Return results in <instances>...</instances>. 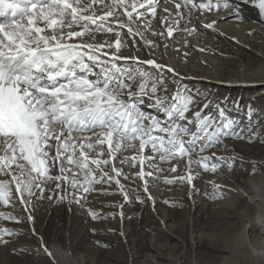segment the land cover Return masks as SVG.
I'll list each match as a JSON object with an SVG mask.
<instances>
[{
	"label": "snow or ice",
	"instance_id": "1",
	"mask_svg": "<svg viewBox=\"0 0 264 264\" xmlns=\"http://www.w3.org/2000/svg\"><path fill=\"white\" fill-rule=\"evenodd\" d=\"M164 2L175 8V13L165 8L168 15L161 18L162 25L168 26L159 35L166 32L169 39L181 30L182 22H190L195 12L203 15L232 8L234 19L243 21L239 8L233 7L230 0ZM160 3L161 0H0V17L4 18L0 20L3 205H15L14 191L27 211L29 198L37 192L43 197L44 186L52 181L56 188H61L63 181L72 194L92 193L99 191L95 185L115 184L118 194L127 201L128 193L120 177H130L117 163L132 168L139 164V171L131 179L143 181L147 192L145 178L153 173L145 172L146 163L151 161L158 167L187 158L188 174L164 182L192 184L193 165L212 173L221 166L210 164L211 157L201 153L220 145L224 138L243 139L235 131V122L225 118L223 109L218 108V118L202 111L190 118L187 113L196 103L195 96L182 90L171 98L158 95L167 91L159 73L167 69L178 76L175 69L154 59L140 61L136 56L120 55L128 47L121 31L124 29L133 47L137 46L135 37L153 47L140 29L150 25V21L143 23L145 12L155 19ZM253 6L264 18V0ZM216 23L214 20L206 27L214 30ZM183 30L189 35L195 31ZM97 35H114L115 40L91 42ZM141 64L156 69V73L139 67ZM249 142H253L252 138ZM126 152L134 154L125 155ZM193 154L199 158L192 160ZM231 167L229 164V171ZM53 169H58L59 175H53ZM169 170L175 173L177 167L173 165ZM83 199L86 197L78 196L75 202ZM91 215L97 218L96 213ZM0 219L21 222L3 212ZM15 234L0 229V242L6 243L5 235Z\"/></svg>",
	"mask_w": 264,
	"mask_h": 264
},
{
	"label": "rangeland",
	"instance_id": "2",
	"mask_svg": "<svg viewBox=\"0 0 264 264\" xmlns=\"http://www.w3.org/2000/svg\"><path fill=\"white\" fill-rule=\"evenodd\" d=\"M244 1L241 0V6L260 17L248 20L249 24H255L264 33V18L253 6L258 0L246 2L251 3L249 7ZM162 3L157 7L161 8ZM167 4L171 12H175L174 5ZM147 20L146 17L143 19ZM182 24L184 28L185 22ZM181 35L186 40L190 38L188 33ZM257 36L264 37L262 33ZM154 38L147 31L146 40ZM230 46L227 44L224 50L237 51ZM222 49L221 46L215 51L221 52ZM255 50L249 47L246 59L252 58ZM126 51L122 49L120 53ZM213 56L220 66L209 69V73L183 76L177 70L179 75L174 79L160 73L167 91L158 92V95L171 98L178 86L195 96L196 103L187 113L190 118L199 111L215 114L218 118V108L223 109L225 118L235 122V131L243 139L224 138L220 145L201 153L211 157L210 164L219 163L221 166L212 173L193 165L192 185L179 181L174 184L164 182L188 174L185 158L184 162L173 160L158 167L151 161L146 163L145 172L158 175L147 192L141 188V181L131 179L133 174L129 173L139 171L138 164L135 168L126 165L123 171L130 179L122 176L120 180L128 193L127 201L114 191L115 184L110 187L95 185L99 191L92 193H71L69 202L74 218L68 242L71 260L82 264H264V259L255 253L264 250V231L255 222L256 217H264V206L250 203L241 195L248 184L257 186L264 195V143H261L264 141V68L251 65L250 69L240 71L236 66L247 63L245 59L243 62L233 57ZM238 82L244 86H238ZM205 104L209 106L205 107ZM147 154L148 150L145 151ZM191 158L196 160L199 157L193 154ZM229 164L232 165L230 171ZM173 165L177 167L175 173L169 170ZM57 173V169H53L52 174ZM60 183L62 187L56 188V182L52 181L44 186L43 197L37 192L36 196L29 198L25 222L3 220L9 227L18 225L23 230L11 231L16 234L4 236L6 243L0 242V264H52L49 258L38 257L37 248L57 246L61 250L67 249L63 234L69 215L65 198L68 187L63 181ZM101 191L114 194L103 195ZM78 196L86 199L76 203ZM0 206L3 210L10 209L2 202ZM91 213H96L97 218L94 219ZM29 216H33L31 220Z\"/></svg>",
	"mask_w": 264,
	"mask_h": 264
},
{
	"label": "bare ground",
	"instance_id": "3",
	"mask_svg": "<svg viewBox=\"0 0 264 264\" xmlns=\"http://www.w3.org/2000/svg\"><path fill=\"white\" fill-rule=\"evenodd\" d=\"M230 2L233 5V7L239 8V10L243 16V20H245L247 22L236 21L233 17V16H235V13H234L232 8H230V9L221 8L219 11L205 12V13H203V15H201L200 12H195L190 17V22H187V23L185 22L184 28H182L183 22L181 23V25H180L181 30L174 32V36L171 39H169L167 37L166 32H165L164 36L159 35V33L164 31V29L168 26V25H162V22H161V18L168 15V13L165 12V8H167V9H169V11H171V8L168 6V4L166 2H164V3L161 2L162 6H161V8L157 7V13H156L155 19H152V17L149 16L147 14V12H145V17L148 18V20L143 21V23L148 24V22L150 21V25L147 29H145L144 27H141V29H140L141 32L143 33L145 39L147 37V31L150 33H153V32L157 33V35H154L155 38L151 41L153 47H151V48L147 47L143 43V41L140 40L139 37H135L137 46L133 47L132 46V38H129L126 36V29H124L121 31H122V35L125 38L126 43L128 44V47L123 48V50H127V51L120 53V55L126 56V57L136 56L139 58L140 61H147V60H153L154 59L160 65H167V66L175 69L176 72H177V70L180 71L183 76H188L189 73L202 75L205 73H209L208 72L209 69L211 71L212 70L211 68L215 69L216 68L215 66H220L219 61H217L214 58V56H213L214 54L218 57H221V58L222 57H225V58L233 57V58H235V60L241 59V60H243V62L245 59V61L247 63H245V64L242 63L243 65L241 64L239 66H236V67H238V69L240 71L250 69L249 66H251V65L252 66L258 65L259 69H263L264 68V37L261 38L260 36H257V35L259 33H262L264 35V33L261 31L260 27L255 26V24H253V23L249 24V22H248V20H250V19L258 20V19H260V17L256 16L254 13L250 12L251 10L242 7L240 4L241 0H234L235 4L231 0H230ZM249 2H252V1H249ZM243 3L248 7L251 6V3H246L245 1ZM141 11H143V10H141ZM244 12H250V13L244 14ZM173 13H175V12H173ZM210 13H211V15H210ZM230 17H232V18L230 19ZM3 19L4 18L0 17V20H3ZM169 19L171 20V17ZM214 20L217 22L215 24L214 30L206 27L207 24H210ZM151 27H153L154 29L151 30L150 29ZM173 27H175L174 24H173ZM185 28L195 29V31L192 32V34L190 35L189 40L182 38L181 33H184V34L188 33L187 31L183 30ZM249 32H251L252 34L249 35ZM137 38H139V40H137ZM86 39H88V38L86 37ZM106 39L109 41H114L115 36L114 35H105V36L104 35H97L96 40L91 41V42H94V43L103 42ZM140 41L143 44H141ZM148 41H150V40H148ZM227 44H230L233 48L237 49V51L232 52V50H229V49H227V51L224 50V48ZM166 45H167V47H166ZM144 46H146V50H143ZM221 46L223 47L221 52L225 51L226 52L225 54L215 51L216 48H220ZM249 47H252L253 49H256V50H255V53L253 54L252 58L248 57L246 59V55H247V51L249 50ZM168 48H170V50ZM201 49H203V51H201ZM174 51L176 53H174ZM210 55H212V56H210ZM182 60H184V61H182ZM138 66L142 67L145 70L152 72L154 74L157 71L156 69L151 68L148 65L141 64ZM202 66H204V67L206 66V69H202ZM161 73H164L166 76H169L168 78H170V79H174L175 77H177L173 73L168 72L167 69H165ZM159 75H160V73H159ZM257 81H261V80H257ZM238 86L243 87L244 85L241 82H238ZM228 87H230V86L228 85ZM196 88H199V86H196ZM147 110L148 111H154V109H147ZM133 154L134 153H131V154L127 153L126 155H133ZM117 165H118L117 166L118 168H121L123 170L126 169L125 168L126 165H121L119 163H117ZM138 166H139V164H138ZM57 171H58V169H57ZM132 172H133L132 170H131V172L129 171V173L134 174ZM136 172H138V171H136ZM147 172H149V171H147ZM181 172H183V171L181 170ZM57 175H59V171H58ZM155 177H158V175L153 173L152 176L145 178L147 180V191H148V187L155 183V180H154ZM0 179H5V177H0ZM141 185H142L141 188L144 190L143 181H141ZM64 186H67V185L64 184ZM258 187H260V186H258ZM66 191H67V195H66L67 197H65V198L68 201V205H69L68 206L69 215H67V218H66V223H65L63 235L65 236V244H66L67 249L61 250L59 247L54 246V247L47 249V251H45L46 248L42 246V248H40V247L37 248L36 254L38 255L39 258H43V257L49 258L52 264H82L76 260L75 261L71 260L72 257L69 254L70 248H69L68 242H69V238H70V231H71L70 229L72 227V223L74 221L73 220L74 218H73V208L70 206V202H69V200H71V198H72L71 190L68 189ZM114 191L115 192L117 191V187ZM241 192H242L241 195L243 196V198L246 196L250 200V203H253V204L258 203V204H261L264 206V195L261 192V190L257 188V186L254 187V186H251L250 184H248V186H246V189H244V191L242 190ZM236 197H238V196H236ZM13 200H15L14 206H12V207L10 206V209H7V210H3L2 207L0 206V212H3L6 215L18 217L21 222H25L26 218L28 217V211H29L28 205H27V211H25V206L19 202V199L16 197L14 191H13ZM3 220L4 219H0V229H7L9 232L17 231L20 229L23 230L18 225L14 226V227H9L8 224L6 222H4ZM255 222L264 231V217H262V218L256 217ZM29 232H31V231H29ZM24 233L29 235L28 232H24ZM48 253H51V255H48ZM255 253L257 255H259V257L261 259H264V250L257 251ZM47 258H46V262L49 261V260L47 261Z\"/></svg>",
	"mask_w": 264,
	"mask_h": 264
},
{
	"label": "trees",
	"instance_id": "4",
	"mask_svg": "<svg viewBox=\"0 0 264 264\" xmlns=\"http://www.w3.org/2000/svg\"><path fill=\"white\" fill-rule=\"evenodd\" d=\"M177 89L179 90L180 88L177 86Z\"/></svg>",
	"mask_w": 264,
	"mask_h": 264
}]
</instances>
